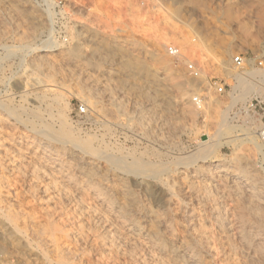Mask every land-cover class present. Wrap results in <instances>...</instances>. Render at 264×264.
<instances>
[{
	"label": "rangeland",
	"instance_id": "obj_1",
	"mask_svg": "<svg viewBox=\"0 0 264 264\" xmlns=\"http://www.w3.org/2000/svg\"><path fill=\"white\" fill-rule=\"evenodd\" d=\"M169 44L180 59L166 53ZM237 52L264 61V0H0V102L23 119L36 111L53 128L64 121L104 155L161 171L118 170L46 141L0 107L1 263L182 264L168 247L187 240L186 260L264 264L260 152L234 127L226 135L236 140L180 164L210 143L225 111L198 109L186 62L209 58L205 74L225 79ZM143 226L166 248L141 235Z\"/></svg>",
	"mask_w": 264,
	"mask_h": 264
},
{
	"label": "bare ground",
	"instance_id": "obj_2",
	"mask_svg": "<svg viewBox=\"0 0 264 264\" xmlns=\"http://www.w3.org/2000/svg\"><path fill=\"white\" fill-rule=\"evenodd\" d=\"M157 40V39H156ZM155 40V41H156ZM166 40V39H165ZM158 41V40H157ZM160 42V41H159ZM159 44V43H158ZM157 44V45H158ZM151 55V54H150ZM152 58L154 61H156V63H159L162 65L165 64V58L160 55L159 53L153 52L152 53ZM142 66V65H141ZM109 72V71H108ZM173 74V73H172ZM250 78L247 82L242 81L241 78L238 79L240 86H242V91L241 94L239 96H237L236 98L233 99L232 104L237 101V100H244L245 98L251 96L253 93L258 92V91H262L263 87L260 83H262V81H264V68L262 69H251L250 71ZM173 78H180V75L178 76L177 74L175 76H171ZM182 77V76H181ZM253 78H257V80H254ZM187 81V80H186ZM182 83V82H181ZM43 84V83H42ZM185 85V84H184ZM34 86V85H33ZM32 86V89L34 88ZM25 87V86H24ZM183 87V86H182ZM39 88V87H38ZM43 89V87H40ZM39 88V89H40ZM179 88V87H178ZM30 89V88H29ZM36 89V86H35ZM41 89V90H42ZM39 90V94L40 91ZM179 90V89H178ZM32 91V90H31ZM25 92V91H24ZM35 92V91H34ZM37 93V92H36ZM43 93V91H42ZM50 93V92H49ZM27 94V93H26ZM34 94V93H33ZM38 94V93H37ZM182 94V93H181ZM36 95V94H35ZM40 96V95H37ZM47 96V95H46ZM183 96V95H182ZM180 96V97H182ZM24 97V96H23ZM43 97V99L45 98V95L41 96ZM49 97V96H48ZM54 98V97H52ZM37 99V98H36ZM35 100V99H34ZM42 100V99H41ZM54 100V99H52ZM51 100V101H52ZM40 101V100H39ZM42 103V102H41ZM40 103V104H41ZM48 104V103H47ZM7 105V104H6ZM3 103L0 102V107H2L6 113H8L10 116L15 117L17 120H19L20 122L24 123V125L26 126V124L28 126L31 127L33 134L40 136L41 138H44L46 141L48 142H52V143H59L61 145H65V144H70L69 146L73 147V148H80L84 153L90 154L92 155V157H96V158H104L106 161H108L110 164H112L113 166H115L118 170H123L126 171L128 173H144L147 170H151L152 173L156 176L158 173L160 174L159 170L156 168H153L151 165V167L149 168V165L143 162H138L136 160H134L131 163H126V161L123 158H120L119 156L115 155H104L100 150L93 149L90 146H87V144L79 139L76 135H74L72 129L64 122L61 121L60 122V126L57 128H53V126L51 124L45 123L44 121H42L41 116L35 111L34 113H32V119H23L20 117V115L17 113L16 110L12 109L11 107L6 106ZM46 105V104H45ZM192 108V107H191ZM31 109V108H30ZM52 110V109H51ZM22 112V111H21ZM24 112V111H23ZM22 112V113H23ZM194 113V111H192ZM21 113V114H22ZM28 114V113H27ZM50 116V115H49ZM26 117V115H25ZM64 118V116H62ZM61 117V118H62ZM39 125V126H38ZM29 127V128H30ZM234 128V126L232 124H230L228 117H227V111H223L222 113H220V119L218 121V126L216 131L213 134V138L210 140V143L208 145L203 146L201 149H199L198 154L197 155H189L188 156V160H181L180 164H186L188 165L189 163H192L194 161H196L197 158H201V160L203 161L204 159L206 160V158L212 154L215 150L218 149V147L220 146V140L222 143H229L231 141L236 140V138H233L229 135H226L227 133H229L230 130H232ZM32 136V135H31ZM32 138V137H31ZM30 139V138H29ZM36 140V138H34ZM241 141L244 143H250L256 150H258V152H260V154L262 155V157L264 158V147L259 144L255 137L253 135H249V133L247 132L246 135L244 137H241ZM31 140V139H30ZM224 140V141H223ZM238 140V139H237ZM35 142V141H34ZM88 143V142H87ZM31 144V143H30ZM89 144V143H88ZM67 147V146H66ZM65 147V148H66ZM47 148V147H46ZM73 150V149H72ZM51 155V154H50ZM88 156V155H87ZM214 156V155H213ZM71 158V157H69ZM95 158V159H96ZM79 161L80 158L78 157ZM12 160V158H11ZM94 160V159H93ZM141 160V159H140ZM8 161V160H7ZM18 161V160H17ZM55 161V160H54ZM221 160H217V159H213L212 162L214 163V166H220ZM10 162V159H9ZM14 162V161H13ZM16 162V161H15ZM12 163V164H15ZM209 162V161H208ZM18 163V162H16ZM79 163V162H78ZM95 163V162H94ZM94 163L88 159L86 161H84V164L86 166H93ZM99 163V162H98ZM11 164V163H10ZM10 164H8L10 166ZM153 165V164H152ZM8 166V167H9ZM14 167V166H12ZM97 167V166H96ZM95 167V169H96ZM88 168V167H87ZM99 168V167H97ZM94 169V171H95ZM90 172V171H89ZM186 172V171H185ZM151 173V172H148ZM188 173V172H187ZM147 175V172H146ZM152 175V174H151ZM153 175V177H154ZM87 177V176H86ZM150 177V176H149ZM88 179V177H87ZM91 180V179H90ZM245 182V181H244ZM253 184V183H252ZM249 187V186H248ZM121 188V187H120ZM125 188V187H124ZM254 188V187H253ZM119 190V189H117ZM121 192L122 189H120ZM120 192V193H121ZM124 193V192H123ZM122 193V194H123ZM119 194V193H118ZM124 195V194H123ZM120 205V204H119ZM124 204L120 205V209L123 211L124 216L127 215V212L129 211L128 209H126V207L123 206ZM130 205V204H128ZM133 206V205H132ZM131 206V207H132ZM128 207V206H127ZM130 207V206H129ZM128 210V211H127ZM134 210V209H133ZM130 212V211H129ZM122 213V214H123ZM133 213V212H132ZM132 218V217H131ZM124 219V218H123ZM130 220V218H128ZM24 220V219H23ZM29 220V219H28ZM127 220V218H126ZM134 220V219H133ZM216 220V219H215ZM136 221V220H135ZM139 223V222H138ZM137 223H135L136 225ZM145 225V224H144ZM235 226V225H234ZM143 228V229H142ZM155 228V227H154ZM1 230V229H0ZM140 234L142 233L144 236L148 237L149 239L155 241L154 243H158L160 245L161 248H166V244L165 241H163L162 236H160L153 228L151 227H139L138 228ZM142 231V232H141ZM208 231V230H207ZM38 232V231H37ZM40 232V231H39ZM137 232V233H139ZM210 232V231H209ZM34 234H37L36 232ZM141 234V235H142ZM143 236V237H144ZM215 236V235H214ZM37 237V236H36ZM254 237V236H252ZM38 238V237H37ZM164 238V236H163ZM166 238V237H165ZM199 238V237H198ZM207 239H209L208 237H206ZM213 238V237H212ZM249 238V237H248ZM257 238V237H256ZM147 239V240H149ZM168 239V238H167ZM214 239V238H213ZM250 239V238H249ZM166 240V239H165ZM193 240V239H192ZM255 240V239H254ZM258 240V239H257ZM38 241V240H37ZM44 241V239H43ZM171 241V240H170ZM169 241V242H170ZM172 241L174 242V240L172 239ZM191 241V240H190ZM200 241V240H199ZM249 241V240H248ZM262 241V240H261ZM12 242V241H10ZM40 242V241H39ZM167 242V241H166ZM257 242V241H256ZM172 243V242H171ZM227 243V242H226ZM193 244V243H192ZM212 244V242H211ZM258 244V243H257ZM260 244V243H259ZM156 245V244H155ZM256 245V244H254ZM169 246V245H168ZM213 246V245H212ZM215 246H216V242H215ZM257 246V245H256ZM242 247V246H241ZM245 247V246H244ZM262 247V246H261ZM169 249V258H171L172 260H182L184 261V263L182 264H208L205 261H203L202 259H196L197 257H195L196 255H192V258L190 257V259H185L184 256L185 254H187V252L192 251V245L191 243H189L187 240L181 241V245H179L178 247H168ZM205 248V247H204ZM208 251L207 254H210V251L213 250V247H211L210 245H208ZM203 249V248H202ZM218 249V247H217ZM164 250V249H163ZM167 250V251H168ZM215 250V249H214ZM197 251V250H196ZM201 251V250H200ZM203 251V250H202ZM193 252V251H192ZM213 252V251H212ZM218 252V251H217ZM259 252V251H258ZM196 253V252H195ZM216 253V251H215ZM214 253V254H215ZM205 254V253H203ZM74 255H76V253H74ZM190 256V255H189ZM211 256V255H210ZM216 256V255H215ZM218 256V255H217ZM216 256V257H217ZM230 256V254H229ZM195 257V258H194ZM200 258V257H199ZM203 258V257H202ZM212 258V257H211ZM250 258V257H249ZM210 260V258H207ZM207 260V261H209ZM57 261V260H56ZM62 261V260H61ZM171 261V260H170ZM167 260V262H170ZM179 262V261H178ZM56 263V262H55ZM180 263V262H179ZM213 263V262H212ZM236 263V262H235ZM58 264H62L60 261H58ZM237 264V263H236Z\"/></svg>",
	"mask_w": 264,
	"mask_h": 264
},
{
	"label": "built area",
	"instance_id": "obj_3",
	"mask_svg": "<svg viewBox=\"0 0 264 264\" xmlns=\"http://www.w3.org/2000/svg\"><path fill=\"white\" fill-rule=\"evenodd\" d=\"M166 53L174 58L180 59L182 51L177 45L165 46ZM211 59L207 58L205 64L198 61L188 60L185 64L186 73L192 78H198V89L194 92L193 101L198 103V109H211L220 105L222 110L227 111V117L235 129L234 132L244 137L248 132L253 135L256 141L264 147V81L260 83L262 91L253 93L244 100H237L232 104L234 98L241 94L242 86L238 79L247 82L250 78L251 69L264 68V61L261 55L249 57L243 52L234 54L228 65L226 78L208 76L205 68ZM257 80V78H253ZM79 113L84 112L83 106H78ZM0 264L1 257H0Z\"/></svg>",
	"mask_w": 264,
	"mask_h": 264
}]
</instances>
